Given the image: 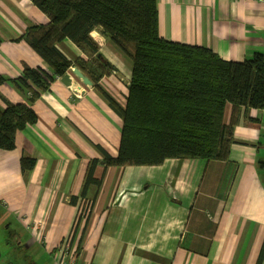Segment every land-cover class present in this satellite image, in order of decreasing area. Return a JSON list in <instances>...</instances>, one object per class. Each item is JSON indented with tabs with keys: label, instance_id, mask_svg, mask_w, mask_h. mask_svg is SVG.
Returning <instances> with one entry per match:
<instances>
[{
	"label": "crops",
	"instance_id": "crops-1",
	"mask_svg": "<svg viewBox=\"0 0 264 264\" xmlns=\"http://www.w3.org/2000/svg\"><path fill=\"white\" fill-rule=\"evenodd\" d=\"M156 9L166 41L227 62L264 59V2L156 0ZM48 23L31 0H0V77L16 79L24 66L48 71L22 39ZM90 36L110 64L97 86L123 107L131 61L100 29ZM56 47L70 62L91 60L68 39ZM69 75L71 86L57 77L34 102L37 122L16 134L15 148L0 150V226L10 230L0 264H59L64 240L76 250V264H264V108L242 111L227 160L99 163L93 177L101 185L80 199L89 162L117 155L122 121L90 79L86 86ZM24 101L10 82L0 85V109ZM21 159L34 160L33 168L23 172ZM83 206L90 207L86 220Z\"/></svg>",
	"mask_w": 264,
	"mask_h": 264
},
{
	"label": "trees",
	"instance_id": "trees-1",
	"mask_svg": "<svg viewBox=\"0 0 264 264\" xmlns=\"http://www.w3.org/2000/svg\"><path fill=\"white\" fill-rule=\"evenodd\" d=\"M48 19L47 25L27 29L22 39L47 64L48 71L24 66L10 82L25 101L0 109V150L12 151L18 132L33 126L32 105L71 67L85 72L97 86L107 63L99 57L90 33L100 29L132 65L123 107L102 92L121 119V137L115 157L89 162L78 196L84 199L101 181L93 177L99 163L105 167L155 166L166 159L227 160L235 125L243 110L264 108V59L255 54L245 62H227L201 47L160 37L156 0H31ZM68 39L90 62H70L57 49ZM100 71V72H99ZM229 110L228 121L224 116ZM21 170L34 160L21 159ZM264 170V161L258 163ZM78 198L72 196L71 204Z\"/></svg>",
	"mask_w": 264,
	"mask_h": 264
},
{
	"label": "built area",
	"instance_id": "built-area-1",
	"mask_svg": "<svg viewBox=\"0 0 264 264\" xmlns=\"http://www.w3.org/2000/svg\"><path fill=\"white\" fill-rule=\"evenodd\" d=\"M256 1L260 3L264 2V0H256ZM89 213H90L89 206L84 208V210L81 212V215L84 220H86ZM72 246L73 245L71 244V241L64 240V242L62 243L61 247L58 250L59 254L57 260L59 264H76V259L78 254Z\"/></svg>",
	"mask_w": 264,
	"mask_h": 264
},
{
	"label": "water",
	"instance_id": "water-1",
	"mask_svg": "<svg viewBox=\"0 0 264 264\" xmlns=\"http://www.w3.org/2000/svg\"><path fill=\"white\" fill-rule=\"evenodd\" d=\"M99 57H100V55H99ZM107 65L110 67V64H109V63H108ZM72 74L75 75L78 79H80L81 82H82L84 85H86V86H91V85H92L91 81H90L86 76H84V75L80 72L79 69H77V68H73V69H72ZM60 82H61L64 86H67V87L71 86V77H70V75L67 74V73H66L65 75H63V76L60 78Z\"/></svg>",
	"mask_w": 264,
	"mask_h": 264
},
{
	"label": "rangeland",
	"instance_id": "rangeland-1",
	"mask_svg": "<svg viewBox=\"0 0 264 264\" xmlns=\"http://www.w3.org/2000/svg\"><path fill=\"white\" fill-rule=\"evenodd\" d=\"M70 70V69H69ZM69 74L72 73V70H70V72H68ZM84 207L83 206V210H84ZM6 225V224H5ZM5 225L4 226H0V252L1 253H4V254H7L8 253V246L6 244V239H8V236L10 234V230H5ZM9 227H11V230L13 231V222L12 223H9ZM13 263V261H11Z\"/></svg>",
	"mask_w": 264,
	"mask_h": 264
}]
</instances>
